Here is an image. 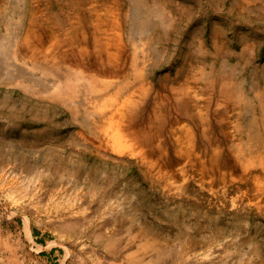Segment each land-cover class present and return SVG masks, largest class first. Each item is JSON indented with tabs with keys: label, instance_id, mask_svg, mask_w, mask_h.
I'll list each match as a JSON object with an SVG mask.
<instances>
[{
	"label": "rangeland",
	"instance_id": "obj_1",
	"mask_svg": "<svg viewBox=\"0 0 264 264\" xmlns=\"http://www.w3.org/2000/svg\"><path fill=\"white\" fill-rule=\"evenodd\" d=\"M0 264H264V0H0Z\"/></svg>",
	"mask_w": 264,
	"mask_h": 264
},
{
	"label": "bare ground",
	"instance_id": "obj_2",
	"mask_svg": "<svg viewBox=\"0 0 264 264\" xmlns=\"http://www.w3.org/2000/svg\"><path fill=\"white\" fill-rule=\"evenodd\" d=\"M75 72L76 71H74V70H68L67 73H63V72H60V71H58L56 73L57 84H56L54 90L51 93V96L52 97H58V98H60L64 93H66V91H69L70 90L71 85H72V83L70 82V79H71V76L73 77V75H76ZM11 79L14 80V79H17V78H15V76H14Z\"/></svg>",
	"mask_w": 264,
	"mask_h": 264
}]
</instances>
